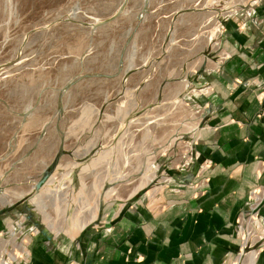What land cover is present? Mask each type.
I'll list each match as a JSON object with an SVG mask.
<instances>
[{
	"label": "rangeland",
	"instance_id": "1",
	"mask_svg": "<svg viewBox=\"0 0 264 264\" xmlns=\"http://www.w3.org/2000/svg\"><path fill=\"white\" fill-rule=\"evenodd\" d=\"M254 1L0 0V264L25 260L30 237L75 233L101 200L176 188L200 128L195 79ZM248 218L240 254L264 243Z\"/></svg>",
	"mask_w": 264,
	"mask_h": 264
},
{
	"label": "crops",
	"instance_id": "2",
	"mask_svg": "<svg viewBox=\"0 0 264 264\" xmlns=\"http://www.w3.org/2000/svg\"><path fill=\"white\" fill-rule=\"evenodd\" d=\"M250 11L244 28L223 25L228 56L195 79L202 110L197 154L176 188L101 200L75 233H59L51 243L30 237L20 264L236 263L247 203L264 198V0ZM258 212L264 227V202ZM256 252L264 264V243Z\"/></svg>",
	"mask_w": 264,
	"mask_h": 264
},
{
	"label": "built area",
	"instance_id": "3",
	"mask_svg": "<svg viewBox=\"0 0 264 264\" xmlns=\"http://www.w3.org/2000/svg\"><path fill=\"white\" fill-rule=\"evenodd\" d=\"M250 17L252 18V15L250 14ZM254 23L259 25L260 21L258 19H254ZM262 115L264 116V111L262 113ZM196 154L195 152H193V149L191 150V159L190 161H188L186 163V165L188 166L194 158H196ZM264 202V198H262L260 195L254 196L253 199H251L248 203H247V211L245 216L247 215V217H249L250 219H252V222L255 223L256 221H260V217H259V208L261 206V204ZM256 217V218H255ZM248 218V219H249ZM243 222V226H244ZM242 228V226H241Z\"/></svg>",
	"mask_w": 264,
	"mask_h": 264
},
{
	"label": "bare ground",
	"instance_id": "4",
	"mask_svg": "<svg viewBox=\"0 0 264 264\" xmlns=\"http://www.w3.org/2000/svg\"><path fill=\"white\" fill-rule=\"evenodd\" d=\"M246 217V216H245ZM243 228H241V233H244ZM248 235V234H245ZM247 237V236H246ZM245 237V243L243 240V251L244 249L249 245V236L246 238ZM242 238L244 239V235L242 236ZM256 257H257V252L256 250L250 251V252H242L239 256H238V260L236 264H257L256 262Z\"/></svg>",
	"mask_w": 264,
	"mask_h": 264
},
{
	"label": "water",
	"instance_id": "5",
	"mask_svg": "<svg viewBox=\"0 0 264 264\" xmlns=\"http://www.w3.org/2000/svg\"><path fill=\"white\" fill-rule=\"evenodd\" d=\"M47 178H48V171H46V172L43 174L41 180L37 183V185H36V189H37V190H40V189L42 188V186L45 184ZM28 218L31 219L32 216H31V215H28ZM35 223H36V225H37L39 228L41 227V224H40L38 221H36ZM42 234H43L44 236H46V237L51 241V236H50L49 233H47V231H46L45 229H42Z\"/></svg>",
	"mask_w": 264,
	"mask_h": 264
}]
</instances>
